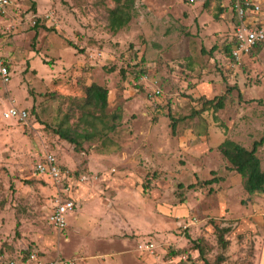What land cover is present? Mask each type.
I'll return each instance as SVG.
<instances>
[{"label": "rangeland", "instance_id": "obj_1", "mask_svg": "<svg viewBox=\"0 0 264 264\" xmlns=\"http://www.w3.org/2000/svg\"><path fill=\"white\" fill-rule=\"evenodd\" d=\"M13 3L0 17V258L264 264V192L247 194L218 151L224 139L250 149L264 132V43L236 61L232 32L186 0H135L117 31L110 0ZM91 83L108 89L103 111L84 103ZM12 105L27 118H4ZM67 127L95 133L76 146L55 132ZM47 153L77 200L61 230L45 218L50 180L33 170ZM256 155L264 170V143ZM148 239L156 251H137Z\"/></svg>", "mask_w": 264, "mask_h": 264}, {"label": "built area", "instance_id": "obj_2", "mask_svg": "<svg viewBox=\"0 0 264 264\" xmlns=\"http://www.w3.org/2000/svg\"><path fill=\"white\" fill-rule=\"evenodd\" d=\"M195 3L198 0H187ZM13 6V0H0V17L8 12ZM231 10L237 16L239 23L233 31L234 46L231 49V56L239 61L256 44L264 42V24L257 20L246 21L249 12H257L259 6L252 3L251 0H231ZM50 20L53 19L52 13L46 15ZM0 77L3 81L10 78V70L5 60L0 56ZM158 93V91H156ZM4 118H14L16 120H25L28 113L23 108L14 105L9 106L3 112ZM34 173L38 176L48 177L50 183L55 188V193L50 198L46 207L45 218L47 223L55 229L61 230L66 227V215L76 208L73 199V182L70 179L67 170L58 163L52 153L44 154L43 157L33 166ZM82 176L80 180H83ZM157 249V242L148 239L137 245V251L142 250L153 253ZM77 259L74 257L64 258L54 257L48 261H41L34 252H30L26 257H21L19 262L16 258H0V264H75Z\"/></svg>", "mask_w": 264, "mask_h": 264}, {"label": "trees", "instance_id": "obj_3", "mask_svg": "<svg viewBox=\"0 0 264 264\" xmlns=\"http://www.w3.org/2000/svg\"><path fill=\"white\" fill-rule=\"evenodd\" d=\"M114 6L108 11V26L112 31H117L125 27L131 19L135 16V0H110ZM187 1V0H186ZM188 2V1H187ZM34 3L32 2V6ZM260 42L256 44H261ZM234 46L233 42H228L225 46V51L231 55V49ZM253 47V48H254ZM252 48V49H253ZM85 99L84 103L92 105V107L98 108L100 111H103L107 105V96L108 89L91 83L90 85L84 87ZM210 105H213L217 108H222L223 101L221 96L214 97L213 99L208 100ZM96 108H94L96 110ZM88 112H86L87 114ZM91 116V115H90ZM94 122V121H93ZM93 124V123H92ZM68 129H55V132L59 135L60 138L67 140L69 143L75 144L78 146L82 140H89L94 135L95 130H84L74 131ZM114 129L111 127L110 130ZM172 129L174 127L172 126ZM82 139V140H81ZM264 143V132L262 136L252 142L250 149L245 148L244 146L238 144L237 142L231 139H224L218 145V151L226 158L230 163V169L234 170L243 178V188L247 194H253L255 192L262 193L264 192V170L260 167V160L256 155L258 147ZM217 180L216 177L210 179H205L197 181V183H191L188 185L189 188L196 186H205L211 185Z\"/></svg>", "mask_w": 264, "mask_h": 264}, {"label": "crops", "instance_id": "obj_4", "mask_svg": "<svg viewBox=\"0 0 264 264\" xmlns=\"http://www.w3.org/2000/svg\"><path fill=\"white\" fill-rule=\"evenodd\" d=\"M251 2L258 5L259 9L257 12H249L248 15L246 16V21L251 22L253 20H257L260 23L264 24V0H251ZM192 4H195L194 6L196 8L194 10L197 11L198 18L200 19L201 22L205 23L207 22L206 20H208L212 28L217 27L219 30L223 28V30L231 31L232 34L228 37V42H231V43L233 42V31L235 27L238 25L239 20L237 16L231 10V7H230L231 0H198L197 2L192 3ZM212 33H214V29ZM263 43L254 47L253 52H256L260 48H262ZM257 55L263 56L264 48L260 52H258ZM50 186L53 189V193H52L53 195L55 193V188L52 185V183H50ZM72 196L76 203L77 200L74 197V192ZM74 211H72L70 214H72ZM70 214L67 213V216ZM76 217L77 216H75V219Z\"/></svg>", "mask_w": 264, "mask_h": 264}]
</instances>
